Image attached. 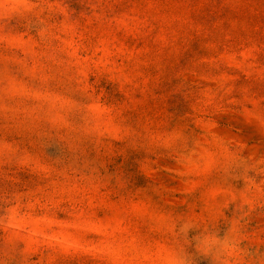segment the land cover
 <instances>
[{
	"label": "rangeland",
	"instance_id": "374dc122",
	"mask_svg": "<svg viewBox=\"0 0 264 264\" xmlns=\"http://www.w3.org/2000/svg\"><path fill=\"white\" fill-rule=\"evenodd\" d=\"M0 264H264V0H0Z\"/></svg>",
	"mask_w": 264,
	"mask_h": 264
}]
</instances>
